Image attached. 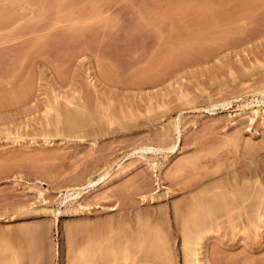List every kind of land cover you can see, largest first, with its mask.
I'll return each instance as SVG.
<instances>
[{"label": "rangeland", "instance_id": "1", "mask_svg": "<svg viewBox=\"0 0 264 264\" xmlns=\"http://www.w3.org/2000/svg\"><path fill=\"white\" fill-rule=\"evenodd\" d=\"M234 173L258 213L196 214L193 264H264V0H0V264L30 228L21 264H187L177 206Z\"/></svg>", "mask_w": 264, "mask_h": 264}, {"label": "bare ground", "instance_id": "2", "mask_svg": "<svg viewBox=\"0 0 264 264\" xmlns=\"http://www.w3.org/2000/svg\"><path fill=\"white\" fill-rule=\"evenodd\" d=\"M79 109V108H78ZM69 111V110H68ZM80 111V110H79ZM67 112V111H66ZM70 112V111H69ZM72 113V112H71ZM79 113V112H78ZM81 113V112H80ZM79 113V114H80ZM72 114H74V113H72ZM79 114H78V116H79ZM253 114L255 115V114H257V110H255V111H253ZM63 115H65V114H63ZM67 115V114H66ZM69 115V114H68ZM67 115V116H68ZM83 115V114H82ZM72 117H73V115H72ZM75 117V116H74ZM77 117V116H76ZM81 117V116H80ZM67 118V117H66ZM84 118V117H83ZM69 119V118H68ZM72 119V118H71ZM88 119V118H87ZM75 120V119H74ZM84 120V119H83ZM80 120H78V121H72L69 125H67L72 131H73V129L72 128H74L75 129V127L77 128H81V126H82V124L79 122ZM85 121V120H84ZM65 123V122H64ZM85 123V122H84ZM66 124V123H65ZM63 125V124H62ZM66 126V127H67ZM84 126H86V124L84 125ZM94 126V125H93ZM65 127V128H66ZM68 128V129H69ZM83 128V127H82ZM84 130V129H83ZM70 133V132H69ZM87 134V133H86ZM79 135V134H78ZM79 137H80V135H79ZM85 137V136H84ZM82 138V137H81ZM80 139V138H79ZM83 141V140H82ZM256 151V150H255ZM254 153V152H253ZM256 154V153H255ZM258 154V153H257ZM189 160V159H188ZM191 160V159H190ZM195 161V160H194ZM212 162V161H211ZM194 163V162H193ZM198 163V162H197ZM252 163V162H251ZM255 163V162H254ZM189 164V163H188ZM192 165V164H191ZM194 165V164H193ZM201 166V165H200ZM221 166V165H220ZM179 167V166H178ZM181 167H182V165H181ZM223 167V166H222ZM227 167V166H226ZM239 167V166H238ZM196 168V167H195ZM217 168H218V166H217ZM221 168V167H220ZM251 168V167H250ZM180 169V168H179ZM204 169V168H203ZM185 170V169H184ZM197 170V169H196ZM215 170V169H214ZM238 170V169H237ZM237 170H236V172H237ZM244 170V169H243ZM248 170H250V169H248ZM252 170V169H251ZM250 170V171H251ZM192 171V170H191ZM208 171V170H207ZM224 171H225V169H224ZM235 171V170H234ZM253 171V170H252ZM251 171V172H252ZM214 172V171H213ZM216 172V171H215ZM229 172V171H228ZM231 172V171H230ZM241 172V171H240ZM211 173H212V171H211ZM216 173H218V171L216 172ZM223 173V172H222ZM239 173V172H238ZM248 173V172H247ZM185 174V173H184ZM187 174V173H186ZM192 174V173H191ZM206 174V173H205ZM208 174V173H207ZM206 174V175H207ZM230 174H233V173H229V176H230ZM239 174H241V173H239ZM249 174V173H248ZM253 174V173H252ZM209 175V174H208ZM207 175V176H208ZM222 175H226V174H222ZM221 175V176H222ZM238 174H236L235 175V173H234V175H231V177H230V180L229 179H227V181H226V187H225V185L224 184H222V182L223 183H225L224 181H225V179H224V181H222L221 183H220V181L218 182V183H216V185L213 187V186H208V188H207V190H208V194L210 193V195L211 196H205V197H200L199 195L197 196L198 198H196L195 197V195L193 196V197H190V199L188 198V200L185 202V201H183V202H180V204L181 205H178L177 206V209L179 208V210H183L184 212L186 211L187 213H185V214H182V212L181 211H178L180 214H181V216L178 214V212H176V214H178L179 215V220H182L181 222L182 223H179V221L177 222V223H179V224H181L180 226L181 227H183L182 229H181V227L179 226V228L182 230L181 232H182V234L184 235V236H182V237H184V238H182V247H183V249L185 250V251H183V252H185L184 254L186 255H188V256H190L189 258L191 259H187V261H186V263L187 264H193V263H198V262H196L195 260L196 259H193V257H192V255H195V254H197L196 252H195V250H197V249H194V247L195 246H197L198 245V243H197V240L199 241L200 240V238H201V240H202V237L204 236V235H206L205 233L208 231V230H205V228L206 227H208V226H211L210 224H212V222H209L208 223V226H206L205 228H196L195 227V232L193 233V231H194V229L193 230H191L192 229V227H194L195 225L198 227V223H196L195 222V220H196V217H197V219H199L200 217L202 218V219H207V217H209V216H212V217H214V219L217 217V216H230L231 215V211H234V213L236 212L237 214H240L239 212L241 211L242 213H244L243 211H242V209H244V207H245V204H247V203H249V204H247V205H249V206H251L252 207V209H253V211L255 210V214H257L258 212V208L260 207L259 205H258V203L260 202V201H263V200H259L260 199V197H262V195L260 194L261 192H259V194L257 195V193H258V191H256V189H258V187H254L255 186V184H253V183H256V182H254L253 180V182L252 181H250V182H252V184L250 185V186H245V187H247L248 189H246L245 188V190H242L243 189V185H242V187H241V190L242 191H240V186L237 188V186L239 185V180H237V178H236V176H237ZM243 175V174H242ZM257 175V174H256ZM194 176V175H193ZM228 176V177H229ZM241 176V175H240ZM191 177V176H190ZM196 177V176H195ZM204 177V176H203ZM223 177V176H222ZM225 177H227V176H225ZM244 177V176H243ZM253 177H255V176H253ZM189 178V177H188ZM201 178V177H200ZM218 178V177H217ZM248 178V177H247ZM250 178V177H249ZM222 180H223V178H221ZM243 179V178H242ZM252 179V178H251ZM256 179V178H255ZM188 180V179H187ZM187 180H185L186 182H187ZM200 180V179H199ZM209 180V179H208ZM216 180V179H215ZM228 180L230 181V183L228 182ZM241 180V179H240ZM190 181V180H189ZM195 181V180H194ZM211 182H212V180H210ZM242 181V180H241ZM241 181H240V183H241ZM246 181V180H245ZM244 181V182H245ZM199 182V181H198ZM175 183V182H174ZM173 183V184H174ZM183 183V182H182ZM181 183V184H182ZM227 183H229L230 184V186L227 184ZM242 183H243V181H242ZM241 183V184H242ZM249 183V182H248ZM172 184V185H173ZM191 184H192V182H191ZM193 184H195L196 185V183H193ZM192 184V185H193ZM208 184V183H207ZM221 184H222V186H221ZM244 184V183H243ZM180 185V184H179ZM189 185V184H188ZM192 185H189V186H191L192 187ZM199 185V184H198ZM218 185V186H217ZM246 185H247V182H246ZM257 185V184H256ZM183 186V185H182ZM189 186H187V189H189ZM197 186V185H196ZM200 186V185H199ZM185 187H186V185H185ZM213 187V188H212ZM203 188H205V186H203ZM256 188V189H255ZM192 190V189H191ZM197 190V189H196ZM212 190V191H211ZM220 190V191H219ZM247 190V191H246ZM259 190V189H258ZM168 191H169V189H168ZM210 191V192H209ZM227 191V192H226ZM229 191V192H228ZM189 192V191H188ZM198 192V191H197ZM196 192V193H197ZM190 193V192H189ZM204 193V192H203ZM230 194V200H228L229 202H225V201H227L226 199H228L226 196V194ZM190 195V194H189ZM192 195V194H191ZM190 195V196H191ZM201 195V194H200ZM206 195V194H205ZM259 195H261L259 198H258V196ZM204 196V195H203ZM195 197V198H194ZM186 198V199H187ZM182 200H183V198H182ZM249 200H251L250 202H247V201H249ZM258 200H259V202H258ZM180 201V200H179ZM215 201H218V202H215ZM178 202V201H177ZM176 202V203H177ZM247 202V203H246ZM183 203V204H182ZM223 203L225 204L226 203V205H223ZM261 203V202H260ZM174 204V203H173ZM217 204H218V206H217ZM219 204H221V206L222 207H220V205ZM227 204H229V206H227ZM251 204V205H250ZM263 204V203H262ZM247 205H246V207H247ZM225 206L226 207H230V208H228V210H227V208H225ZM174 208H176V207H174ZM222 208V209H221ZM248 208H250V207H248ZM262 208V207H261ZM260 208V209H261ZM203 211H202V210ZM223 209H225L224 211L226 212H222V210ZM246 209V208H245ZM251 209V208H250ZM175 210V209H174ZM199 210H201V212L199 211ZM221 210V213L223 214H220L218 211H220ZM173 211V210H172ZM228 211V212H227ZM245 211V210H244ZM183 212V213H184ZM198 212L200 213V216H199V214H198ZM203 212L205 213V214H203ZM218 212V213H217ZM257 212V213H256ZM202 213V214H201ZM235 213V214H236ZM241 213V214H242ZM175 213L173 214V216L174 215H176ZM187 214V215H186ZM197 214V215H196ZM217 215V216H214V215ZM228 214H230V215H228ZM232 214H233V212H232ZM240 214V215H241ZM254 214V213H253ZM252 214V215H253ZM185 215V217H183V216ZM196 215V217L195 218H193L194 216ZM202 215V216H201ZM204 215H206V217L204 216ZM209 215V216H208ZM249 215H251V213L249 214ZM177 216V215H176ZM235 216V215H234ZM254 216H256V215H254ZM156 217V216H155ZM178 217V216H177ZM176 217V219L175 218H173V219H175L176 221H177V218ZM238 217V215L236 216V218ZM182 218V219H181ZM210 218V217H209ZM219 218H221V217H219ZM218 217H217V220L219 219ZM227 218V217H226ZM225 218V219H226ZM159 220V219H158ZM201 219H199V221H200ZM208 221H209V219H207ZM206 220V221H207ZM216 220V219H215ZM152 221V220H151ZM197 221V220H196ZM205 221V220H204ZM205 221V222H206ZM155 222V221H154ZM193 222L195 223V224H193ZM201 222H203V221H200V223ZM204 222V224L206 225V223ZM145 225H146V223H144ZM160 224H161V222H160ZM159 224V225H160ZM198 224V225H197ZM154 225H156V223L154 224ZM158 225V224H157ZM183 225V226H182ZM192 225H194V226H192ZM202 225V224H201ZM162 226V225H161ZM176 226V225H175ZM174 226V227H175ZM204 226V225H203ZM139 227V226H138ZM142 227V226H141ZM144 227V226H143ZM153 227V226H152ZM151 227V228H152ZM173 227V226H172ZM200 227V226H199ZM214 227V226H213ZM217 227V226H216ZM147 228V227H146ZM157 228V227H156ZM23 229V228H22ZM159 229V228H158ZM199 231H198V230ZM142 230V229H141ZM145 230V229H144ZM143 230V231H144ZM177 230H179L178 228H177ZM206 232H205V231ZM209 230H210V228H209ZM126 231V230H125ZM139 231V230H138ZM146 231V230H145ZM148 231V230H147ZM36 231H33V229H27V230H22V231H19V233L17 232V234H18V237L17 238H19L18 240H20L21 241V243L23 244H18L17 246L19 247V249H17L16 247V249H17V253H15L16 252V250L13 252V254H11V257H9L8 259H6V261L4 262V260H3V264H21V262L26 258V256H27V252H26V248L27 247H31L32 248V246H33V248H32V250H34L35 248V246H36V241H37V237H38V235H37V233H35ZM122 232V231H121ZM140 232V231H139ZM138 232V234H141L142 235V233L140 232L139 233ZM152 232L153 231H151V234H152ZM155 232V231H154ZM158 232V231H157ZM161 232V231H160ZM147 233V232H146ZM119 233L117 232V235H118ZM122 235H123V233H121ZM136 234V233H135ZM154 234H156V233H154ZM125 235V234H124ZM165 235H167V234H165ZM181 235V234H180ZM114 236V235H113ZM131 236V235H130ZM129 236V237H130ZM135 236H137V235H135ZM148 235H142L141 236V238H139V239H137V240H135L137 243H135L134 245H132L131 243H128L127 245H130L131 247L129 248L127 245H126V247L127 248H129V249H131V248H133V247H137V249L138 250H136L135 248H133V250L135 249L136 251H132V250H129V254H134L135 255V253H139L140 251H142L143 253H152V258H154L155 257V260H156V258L157 259H159L160 257H161V255H162V253L161 254H159V252L162 250V247L160 248L159 246H158V244H159V242H160V240H158V241H155V239H154V241L152 242H150L149 241V238H150V236L149 237H147ZM161 236V235H160ZM159 236V237H160ZM123 236H121V238H122ZM152 237V236H151ZM206 237V236H205ZM204 237V238H205ZM124 238V240H125V237H123ZM123 238H122V240H123ZM148 238V244L149 245H145V247L144 246H142L146 241V239ZM168 238V237H167ZM207 238V237H206ZM109 239V238H108ZM118 240H119V236H118V238H117ZM134 239H135V237H134ZM157 239V238H156ZM181 239V238H180ZM17 240V239H16ZM15 240V241H16ZM114 240V239H113ZM130 240V239H129ZM152 240V239H151ZM162 240V239H161ZM120 241V240H119ZM128 241V240H127ZM145 241V242H144ZM164 241V240H163ZM107 242H109V240L107 241ZM111 242V241H110ZM109 242V243H110ZM132 242V241H131ZM18 243V242H17ZM112 243V242H111ZM94 244V243H93ZM119 244H120V242H119ZM118 244V245H119ZM122 244V243H121ZM146 244V243H145ZM161 244H164V243H160L159 245H161ZM197 244V245H196ZM89 245V244H88ZM109 245H111V244H109ZM112 245H114V244H112ZM125 245V244H124ZM166 245H167V242H166ZM201 245V244H200ZM107 246H108V244H107ZM121 246V245H120ZM139 246V247H138ZM97 247V246H96ZM113 247V246H112ZM111 247V248H112ZM122 247H124L123 245H122ZM125 247V248H126ZM142 247V248H141ZM159 247V248H158ZM165 247V246H164ZM163 247V248H164ZM31 248H29L27 251H30L31 250ZM95 248V247H94ZM99 248V247H98ZM126 248V249H127ZM110 249V248H109ZM114 249V248H113ZM119 249H121V248H119ZM124 249V248H123ZM159 249H161L160 251H159ZM31 250V251H32ZM37 249H35L34 251H36ZM97 250V249H96ZM140 250V251H139ZM168 250V249H167ZM94 251V250H93ZM114 251H117V252H114ZM112 250V254H116L117 256L119 255V252H118V249L116 250V246H115V250ZM120 251V250H119ZM86 252V251H85ZM88 252H90V251H88ZM109 252H110V250H109ZM163 252V251H162ZM182 252V253H183ZM81 253H83L82 251H81ZM87 253V252H86ZM149 253H148V257H149ZM30 254H31V252H30ZM38 254V253H37ZM94 254V253H93ZM125 254H126V252H125ZM124 254V255H125ZM145 254V255H146ZM165 254V253H164ZM7 255H9V254H7ZM36 255V253L35 254H33L32 255V257H33V259H34V261H36L37 259H39V257H37L36 256V258L34 257ZM83 255H84V253H83ZM89 255V254H88ZM110 255V254H109ZM138 255V254H137ZM137 255H135V256H137ZM160 255V256H159ZM167 255V254H166ZM169 255V254H168ZM185 256L184 258H185V260H186V257H188V256ZM97 256V255H96ZM121 256V255H120ZM163 256V255H162ZM29 257V256H28ZM28 257L26 258V259H28ZM30 257H31V255H30ZM29 257V258H30ZM93 257V256H92ZM129 257H130V255H129ZM133 257V256H132ZM139 257V256H138ZM159 257V258H158ZM7 258V257H6ZM79 258V257H78ZM86 258V257H85ZM88 258V257H87ZM98 258V257H97ZM131 258V257H130ZM130 258H128V259H130ZM144 259H145V257H143ZM150 258V257H149ZM152 258H150V259H152ZM162 258V257H161ZM168 258V257H167ZM26 259H25V261H26ZM124 259V258H123ZM142 259V258H141ZM170 259V258H169ZM183 259V258H182ZM193 259V260H192ZM30 260L31 261H33L31 258H30ZM29 260V261H30ZM77 260V259H76ZM110 260H111V258H110ZM125 260H127V258L125 259ZM131 260V259H130ZM137 260V259H136ZM143 260V259H142ZM149 260V259H148ZM154 260V261H155ZM160 260V259H159ZM163 260V259H162ZM189 260V261H188ZM28 261V260H27ZM31 261L29 262L30 264H32L31 263ZM74 261V260H73ZM82 261V260H81ZM89 261H90V259H89ZM98 261V260H97ZM118 261V260H117ZM138 261H139V259H138ZM146 261V260H145ZM154 261H153V263H154ZM164 261V260H163ZM170 261V260H169ZM91 262V261H90ZM110 262V261H109ZM113 262V261H112ZM151 262V261H150ZM168 262V261H167ZM2 263V262H1ZM28 263V262H27ZM28 263V264H29ZM33 263H36V262H33ZM37 263H38V260H37ZM36 263V264H37ZM78 263V262H77ZM81 263V262H80ZM85 263H86V259H85ZM84 263V264H85ZM111 263V262H110ZM144 263V262H143ZM155 263H156V261H155ZM25 264V263H24ZM88 264V263H87ZM90 264V263H89ZM94 264V263H93ZM115 264V263H114ZM142 264V263H141ZM157 264V263H156ZM162 264V263H161ZM166 264V263H165Z\"/></svg>", "mask_w": 264, "mask_h": 264}]
</instances>
